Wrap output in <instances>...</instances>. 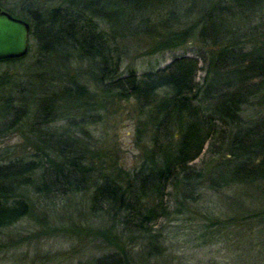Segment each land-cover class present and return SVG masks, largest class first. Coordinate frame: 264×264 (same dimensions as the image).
Listing matches in <instances>:
<instances>
[{"label": "trees", "instance_id": "16d2710c", "mask_svg": "<svg viewBox=\"0 0 264 264\" xmlns=\"http://www.w3.org/2000/svg\"><path fill=\"white\" fill-rule=\"evenodd\" d=\"M51 2L57 5L42 8L37 0L29 1L18 8L19 14L1 1L0 8L26 21L39 54L54 61L56 73L50 74L57 81L51 87L59 96L75 106H95L91 100L97 93L74 78L64 83L63 70L54 66L66 70L77 62L87 66L101 94L118 101L133 99L141 111L151 108L157 113L148 158L125 179L122 170L114 171L116 178L103 179L94 187L93 202L114 212L123 236L140 233L147 248L155 251L157 239L147 223L168 214L166 197L173 194L181 206L189 200L197 202L204 188L217 192L239 187L264 194V113L246 121L242 117V108L253 98L264 109V0ZM144 34L154 49L166 51L197 38L204 49L196 50V59L207 66L202 82L196 80L201 69L198 60L185 57H176L156 71L121 75L119 42L128 35ZM24 59L0 61V65ZM33 81L35 89L44 85L35 73ZM160 92H164L161 100ZM44 101L49 102L44 109L50 114L52 99ZM62 140L37 143L50 151L39 153L36 163L0 164V230L29 213L17 191L20 179L28 185L23 177L34 167L39 170V193L74 194L93 182V170L83 163L74 142L66 150ZM205 146L210 159L197 166ZM144 249L146 244L136 250L135 245L122 243L87 264H135L137 258L146 259Z\"/></svg>", "mask_w": 264, "mask_h": 264}, {"label": "rangeland", "instance_id": "374dc122", "mask_svg": "<svg viewBox=\"0 0 264 264\" xmlns=\"http://www.w3.org/2000/svg\"><path fill=\"white\" fill-rule=\"evenodd\" d=\"M0 1L18 13L19 7L34 0ZM51 1L37 0L42 8L57 5L58 1ZM119 44L121 75L156 71L176 57H185L198 60L201 69L196 80L201 83L205 77L207 66L196 59V50L203 47L197 38L168 51L154 49L146 34L128 35ZM39 52L29 36L25 59L0 65V164L36 163L39 153L50 151L37 143L63 139L66 150L70 141L74 142L83 163L93 170V182L74 194H43L37 191L40 176L36 167L23 177L28 185L20 179L17 195L29 213L0 230V264H87L117 250L122 243H131L136 250L146 244V259L137 258L135 264H264V194L252 189L216 192L204 188L197 202L189 200L183 206L174 194L166 197L168 214L147 223L157 239L155 251L147 248V240L141 239L140 233L132 231V235L123 236L119 223L113 220L114 212L93 202L94 187L103 179L116 178L119 170L125 179L148 158L150 130L157 113L151 108L141 111L133 99L118 101L101 94L87 66L77 62L68 64L66 70L54 66L58 72L63 70L64 83L74 78L75 83L97 93L91 100L95 106L66 102L53 87L57 81L50 74L56 73L52 70L54 61ZM34 73L39 82L50 80L35 89ZM159 94V100L163 99L164 92ZM47 97L52 99L50 114L44 109L49 104L44 101ZM242 110L243 121L264 113L262 102L256 98ZM207 150L205 146L195 161L197 166L210 159Z\"/></svg>", "mask_w": 264, "mask_h": 264}, {"label": "water", "instance_id": "95a60500", "mask_svg": "<svg viewBox=\"0 0 264 264\" xmlns=\"http://www.w3.org/2000/svg\"><path fill=\"white\" fill-rule=\"evenodd\" d=\"M29 24L0 8V61L20 59L29 50Z\"/></svg>", "mask_w": 264, "mask_h": 264}]
</instances>
